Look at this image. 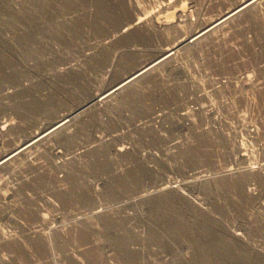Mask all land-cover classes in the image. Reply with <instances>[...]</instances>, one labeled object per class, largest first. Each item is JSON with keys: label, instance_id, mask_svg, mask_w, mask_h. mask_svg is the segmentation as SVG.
Returning a JSON list of instances; mask_svg holds the SVG:
<instances>
[{"label": "rangeland", "instance_id": "rangeland-1", "mask_svg": "<svg viewBox=\"0 0 264 264\" xmlns=\"http://www.w3.org/2000/svg\"><path fill=\"white\" fill-rule=\"evenodd\" d=\"M241 1L0 0V159ZM258 2L0 167V264H264Z\"/></svg>", "mask_w": 264, "mask_h": 264}, {"label": "bare ground", "instance_id": "bare-ground-1", "mask_svg": "<svg viewBox=\"0 0 264 264\" xmlns=\"http://www.w3.org/2000/svg\"><path fill=\"white\" fill-rule=\"evenodd\" d=\"M239 1H241V0H239ZM258 1L259 0H243V1H241L236 6L234 5L235 7L229 9L224 14L219 16L217 19H214L213 22L207 24V26H205L204 28H202L201 30H199L198 32L193 34L192 36L178 40L177 43L175 45H173L170 49L162 50L161 53H159V55L155 56V58H153L152 60H150L148 62H145V64H143L139 68L137 67L135 70H133L129 74L123 76L119 81L112 84V86L108 87L104 92H102L98 96H95V98L91 97L92 99L91 100L88 99V102L83 101V103H85V104H83L80 108L75 110V112H73L72 114H68V115L66 114L65 116H62L60 119L58 118L59 120L55 119L56 121L53 124L51 123V126H49L47 129H45V131H43L42 133H40L38 135H35V136L33 135L32 137L30 136L31 138L28 139V141H26L22 145L16 147L14 150H12V152L10 151V153L6 154L5 156H3V158L0 159V167L1 166L8 167L9 165L12 164L10 161L14 162L15 158L17 159L18 155L24 154V152L27 151L34 144H37L38 142L41 143L42 141H43L42 142V144H43L44 141L48 140L51 136L54 137V135L58 134L60 131L65 129V125H67V123L70 122L71 119L74 120L75 119L74 117L78 116L79 113H81V112L84 113V110H87V108H89L90 106H92L94 104L104 103L106 101L108 102L109 99L111 100V98L115 97L116 95L121 94L122 92L130 89V87L133 86L135 83L139 82L142 78L149 75L152 71L159 69L160 66H162L167 61H169L171 59V55H173V53L171 52L172 50L175 51V49H177V50L182 49V48H185L187 46H190L191 44H195L197 42H200V40L204 39L209 34L214 32L215 30H217L218 28H222L223 25H225V24L227 25V23L233 21L234 19L240 17L241 15L243 16V14H247L248 12H251V10L255 6H257V4L259 3ZM168 4H169V2H168ZM249 16H251V15H249ZM139 23H140V20L135 21L133 23V25H137ZM129 27H131V26L124 27L122 31L123 32L128 31ZM136 31H137V29H136ZM123 68H124V66H123ZM127 68H130V67H127ZM132 95L133 94H131V91L129 94L126 95L129 98L128 100H126L127 102H129V100L130 101L132 100ZM76 96H77V94H76ZM78 98L80 99V96ZM35 104L38 105V103H35ZM28 105H31V104H28ZM31 109L34 111H35V109L36 110L42 109L41 112H44V114L46 113L47 115H52V113H55V110L53 107L52 108L51 107H47V108L44 107L43 108V107L33 106ZM30 112H32V111H30ZM55 118H56V116H55ZM38 144H37V146H38ZM168 193L169 192L166 190V188L161 187V188L157 189L153 194L159 195L160 197H164V202H170L174 198L172 196H170L171 194H168Z\"/></svg>", "mask_w": 264, "mask_h": 264}]
</instances>
